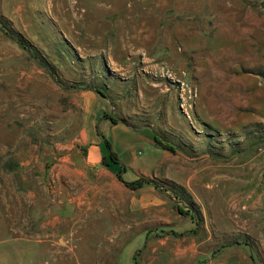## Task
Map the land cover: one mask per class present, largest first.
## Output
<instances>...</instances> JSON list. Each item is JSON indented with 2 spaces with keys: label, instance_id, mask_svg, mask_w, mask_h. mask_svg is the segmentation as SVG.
Segmentation results:
<instances>
[{
  "label": "rangeland",
  "instance_id": "374dc122",
  "mask_svg": "<svg viewBox=\"0 0 264 264\" xmlns=\"http://www.w3.org/2000/svg\"><path fill=\"white\" fill-rule=\"evenodd\" d=\"M0 21L48 67L0 27V264H264V0H0ZM92 87L114 118L175 146L170 170H220L180 186L179 234L169 158L143 178L166 202L157 221L159 208L133 213L128 195L118 205L81 178L59 193L51 167L79 146ZM249 191L253 218L229 215ZM237 238L250 246L214 253Z\"/></svg>",
  "mask_w": 264,
  "mask_h": 264
},
{
  "label": "crops",
  "instance_id": "0c3cea01",
  "mask_svg": "<svg viewBox=\"0 0 264 264\" xmlns=\"http://www.w3.org/2000/svg\"><path fill=\"white\" fill-rule=\"evenodd\" d=\"M80 97L82 99L83 120L75 139L79 146L61 154L51 167L56 182L59 184V193L65 191L68 193L70 184L81 178L83 182H90L97 189L103 190L107 198L118 205L122 203L124 195H128L129 206L133 207V213L140 215L141 207L159 208V210L150 212V215L155 217L156 220L158 215L165 211L166 202L160 200L152 183L145 184L136 191H130L117 180L119 173L125 182H134L143 178L152 179V177L157 179V170L161 164L158 161V157L169 158V168L165 178L192 194L190 188L193 183L197 182V174H207V172L210 174L211 172L220 171L218 168L204 167L198 170L194 168L192 172L189 168H184L183 165L173 168L175 171L170 170L172 167L170 163L173 158L165 151L159 152L154 146L152 131L145 123L140 122L141 120L131 122L128 120L131 116L127 115L126 111L119 109L120 116L122 115L121 118L126 120L123 123L113 124L109 119L104 118L105 115L112 114L114 110L111 101L103 99L91 89L83 90ZM97 127L104 139L110 143L112 151L117 155L119 166L112 163H109L108 166L101 164L102 157L106 155V152L102 151V140L97 133ZM142 144L149 146L151 153L148 157L139 160L137 159L139 154L137 149ZM181 157L184 158L183 155ZM204 157L214 158L212 154L209 155L208 153H205ZM189 158L191 157H186V159ZM95 175L97 176L96 178ZM182 192V190H171L170 188L169 193L166 192L169 194V210H166V215L169 216V220L168 218L166 219V223H169V236L179 234V229L182 227L184 217L179 214L178 207H182L183 211L185 210L183 203L177 200ZM252 194L253 192L249 191L245 198L240 201H233L232 203L228 201L225 204L226 212L235 218L245 215H251L249 217L253 218L252 213H254L256 206L253 202H250ZM59 205H62L61 202ZM197 205L201 206L199 202H197ZM213 206L214 204H210L208 209H202L201 206L199 211L204 216L206 213L216 215L217 210L210 208ZM257 210L259 209L257 208ZM187 249L183 250L184 254L188 253Z\"/></svg>",
  "mask_w": 264,
  "mask_h": 264
},
{
  "label": "trees",
  "instance_id": "16d2710c",
  "mask_svg": "<svg viewBox=\"0 0 264 264\" xmlns=\"http://www.w3.org/2000/svg\"><path fill=\"white\" fill-rule=\"evenodd\" d=\"M0 27L1 29L4 30V32L9 35V37L16 39L17 43L19 44V46L25 50H27L29 53H31L35 59H37L39 61V63H41L43 65V67H45L48 70L47 64L45 62V60L43 58H41V56L35 51V50H31V48L29 46H27L24 42L23 39L19 38V37H14L12 34L8 33L5 30V26L4 24L0 21ZM91 90H93L97 95H99L100 97H102L103 99H107V95L105 94L104 91L98 89V88H90ZM104 118L109 119L113 124H117V123H123V121H120L119 119L114 118L111 114L105 115ZM125 123V122H124ZM97 133L100 136L101 140H102V145H104L107 149V153L106 155H104L102 157V162L101 164L103 166H108L109 163L115 164L119 166V160L117 155L112 151L110 143L104 139V137L100 134L98 127H97ZM152 140L154 142V144L159 147L160 149L164 150V151H168L171 153H174L176 148L174 145H172L169 142H165L161 137L157 136V135H153ZM117 180L119 182H121L127 189L131 190V191H136L140 188H142L145 184L150 183V181H146L144 179H138L137 181L134 182H125L123 181L120 173L117 175ZM181 190L180 187L176 186L175 189ZM178 212L179 214L184 216V212L183 209L181 207H178ZM232 245H245V246H250V243L248 240L245 239H241V238H237L234 241L230 242V243H224L222 245H220L219 247H217L214 250V253L219 252L221 249H224L226 247L232 246Z\"/></svg>",
  "mask_w": 264,
  "mask_h": 264
}]
</instances>
